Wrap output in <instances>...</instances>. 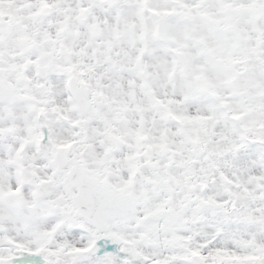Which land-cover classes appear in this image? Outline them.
I'll return each instance as SVG.
<instances>
[{
    "label": "snow or ice",
    "instance_id": "6c2138e0",
    "mask_svg": "<svg viewBox=\"0 0 264 264\" xmlns=\"http://www.w3.org/2000/svg\"><path fill=\"white\" fill-rule=\"evenodd\" d=\"M0 264H264V0H0Z\"/></svg>",
    "mask_w": 264,
    "mask_h": 264
}]
</instances>
